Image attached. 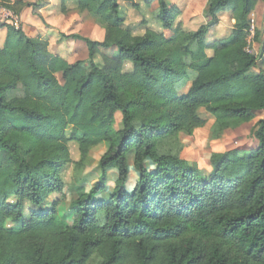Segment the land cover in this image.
<instances>
[{
    "label": "trees",
    "instance_id": "obj_1",
    "mask_svg": "<svg viewBox=\"0 0 264 264\" xmlns=\"http://www.w3.org/2000/svg\"><path fill=\"white\" fill-rule=\"evenodd\" d=\"M141 1L156 5L171 35L126 27L123 7L139 9L134 0H60L62 15L87 13L105 33L102 41L63 35L87 48V59L72 63L22 26L0 25V264H264V117L251 130L256 146L212 153L207 177L182 158L183 139L207 124L201 109L214 118L213 141L264 113V72L252 73L260 57L246 52L250 16L264 0H207L208 20L191 32L175 4ZM0 2L19 16L26 5ZM225 12L232 34L209 44ZM112 48L116 55H102ZM19 88L23 95L9 98ZM69 142L82 161L109 147L98 181L73 203L72 221L58 203L25 219L23 202L39 208L62 191ZM111 170L113 191L101 199Z\"/></svg>",
    "mask_w": 264,
    "mask_h": 264
},
{
    "label": "rangeland",
    "instance_id": "obj_2",
    "mask_svg": "<svg viewBox=\"0 0 264 264\" xmlns=\"http://www.w3.org/2000/svg\"><path fill=\"white\" fill-rule=\"evenodd\" d=\"M26 1L30 3L31 6L32 4H34V0ZM134 1L138 3L139 9L133 10L132 5L130 3H125L123 7V9H126V11L124 9L127 18L125 24L126 27L131 29L135 35L139 36L143 35L146 30H153L159 33L164 32L166 35H171L170 32L164 31L161 28V25L154 18L155 13L153 12L156 9V5H153L151 8H148L143 3V1ZM167 1L170 5L175 4L180 8L182 14L179 17L178 21L182 22L184 27L186 26L185 29L187 31L191 32L203 25L202 23H204V20L206 18L204 14L205 6L204 4H202L203 2H200L202 0H198V2L195 0ZM47 3L49 4V0L47 1ZM195 4H197L196 7L193 6ZM73 6L74 5L72 4L71 7ZM68 15H76L78 16V18L74 16L73 22H71V24L69 25L66 24L65 26L68 29L62 30L63 32L70 35L79 34L93 41H96L97 39H102V34L104 30L99 27V25L96 24L93 18L87 13L78 14L76 9L74 8ZM69 26L73 27L71 28ZM225 31H227V27H225ZM216 35L217 33H214L213 31L211 32L208 39L209 44L216 38ZM58 45H60V43ZM58 45L54 46L52 50H54L55 47H57ZM84 47L85 44L83 42L79 43L78 47H73V45H69V43H67L66 45H61L63 51L76 52L74 55V59H72L73 61L71 62L87 59V56L84 53ZM116 54L117 50L115 48L109 50H102V55L112 56ZM96 62L100 66H102V57L98 56ZM124 68V70L129 71L132 66L130 64H126ZM190 84L191 83H186L185 86L178 87V92L180 94H185L188 91L187 87ZM22 95L23 89L19 88L17 91L10 93L9 98L20 97ZM200 114L204 119H206L207 124L203 129L197 130L192 137L183 139L185 149L182 153V158L188 161L193 167H195L194 170L197 174L198 171L205 177L210 174L211 168L209 164V157L214 152L227 151L234 147V145L239 146L240 148L243 147L248 149H251L256 145L254 138L251 136V134L249 135V130L251 128L250 126H252V124L242 128V130L240 131L241 133L239 135L226 136L221 141H213L212 126L214 123V118L208 115L204 109L200 110ZM120 120V114H117L116 120L113 124V128L115 130L119 129ZM69 148L72 162L68 164L62 172V191L60 193L52 194L48 198L46 203L39 208L32 207L29 202H23L22 214L25 219H28L30 215L34 212H45L49 210L53 204L58 203L60 213L64 214L69 219V221H72L76 215V207L73 205V203L76 201L82 191H89L90 188L98 181V178L100 177L99 161L101 157L108 151L109 147L106 144H102L94 148L90 153V156L85 161H82L81 154L79 152V147L76 143L69 142ZM128 165L130 168V178L127 188L129 192H132L138 180V174L134 169V157L132 152L128 154ZM116 176V170H111L108 172L109 182L107 191L101 194L99 198L106 200L111 196ZM8 204L12 206L16 205V199L9 198ZM8 226L13 227L14 224L9 222Z\"/></svg>",
    "mask_w": 264,
    "mask_h": 264
},
{
    "label": "crops",
    "instance_id": "obj_3",
    "mask_svg": "<svg viewBox=\"0 0 264 264\" xmlns=\"http://www.w3.org/2000/svg\"><path fill=\"white\" fill-rule=\"evenodd\" d=\"M12 2H16L17 0H11ZM48 1V0H47ZM47 1L44 0H34V4L28 3L26 0L23 2L26 4L22 11H21V26L24 29L25 33L32 38L36 37H42L43 39L47 40L49 42V49L50 51L55 54L63 57L66 59L68 62L72 63V59H74V55L76 52H68V51H63L61 48V45H66L69 43V45H73V47H78V44L81 43L80 41H75V40H66L62 36H69L70 34H67L63 32L62 30L68 29L66 28V24L69 25L71 22H73L74 16L76 15H62L59 11V6H60V0H49V4ZM70 1V0H69ZM198 2V0H195ZM193 1V2H195ZM68 2V0H67ZM200 2H203L205 9H206V4L207 0H202ZM48 4V5H47ZM72 6V3H70ZM201 5V4H200ZM70 6V7H71ZM194 7L197 6V4L193 5ZM33 7V8H32ZM72 8V7H71ZM194 9V8H193ZM204 9V13H205ZM189 10V6H188ZM187 10V11H188ZM57 13V15H56ZM73 16V17H72ZM186 16V15H185ZM78 18V16H76ZM208 19L204 20L205 24ZM251 20H254L256 24V35L254 40L251 42V52L255 56L260 57L258 60L257 66L252 70V73H258L260 70L264 72V4L260 3L258 4L256 10L251 14L250 16V22ZM227 25V26H226ZM73 27V26H69ZM186 27V26H185ZM225 27H227V31H225ZM70 28V29H71ZM198 29V28H197ZM196 29V30H197ZM195 31V30H193ZM217 33L216 38L212 41L214 43L218 37L223 36V37H228L232 34L233 31V24H232V14L230 12H225L221 14V21L219 24L211 29L209 36L211 32ZM222 33V34H221ZM7 31L5 29H0V44H2L6 38ZM104 32L102 34V39H97L96 41H102L104 39ZM60 43V45H58ZM58 45L55 47L54 46ZM84 53L88 57V52L86 46L84 47ZM208 56L213 55V50L207 51ZM78 61V60H77ZM190 87V85L187 87ZM264 117V113L258 112L256 113V118L255 120L250 123L252 126H250V132L249 135L251 134V130L253 125L261 120ZM250 124H245L241 126L240 128L234 130V131H229L226 133L224 137L226 136H236L239 135L242 130V128L249 126ZM222 138V139H223ZM221 139V140H222ZM220 140V141H221ZM256 142V141H255ZM234 144V143H233ZM257 144V143H256ZM256 146V145H255ZM238 148L239 150L243 151H248V148H243L239 146L232 147L231 149ZM214 153H221V152H214Z\"/></svg>",
    "mask_w": 264,
    "mask_h": 264
},
{
    "label": "built area",
    "instance_id": "obj_4",
    "mask_svg": "<svg viewBox=\"0 0 264 264\" xmlns=\"http://www.w3.org/2000/svg\"><path fill=\"white\" fill-rule=\"evenodd\" d=\"M13 25L16 28H20L21 26V17L17 15L14 11L7 8L5 5H3L0 2V25ZM256 35V24L254 20H251L250 22V28H249V35H248V45L246 47L247 53L251 52V42L254 40Z\"/></svg>",
    "mask_w": 264,
    "mask_h": 264
}]
</instances>
